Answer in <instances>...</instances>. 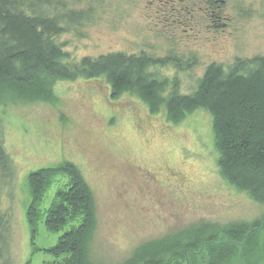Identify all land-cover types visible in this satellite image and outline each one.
<instances>
[{
	"label": "rangeland",
	"instance_id": "rangeland-1",
	"mask_svg": "<svg viewBox=\"0 0 264 264\" xmlns=\"http://www.w3.org/2000/svg\"><path fill=\"white\" fill-rule=\"evenodd\" d=\"M82 2L85 17L92 8L96 13L81 27L83 37H60L73 58L143 48L159 56L196 55L189 69L171 63L149 68L167 82V94H190L207 64L227 65L232 60L228 54H264V45L255 42L228 46L226 53L219 46L171 42L167 34L172 31H163L158 22V0ZM52 96L51 101L5 100L0 107L3 143L12 163L11 193L2 194V205H9L12 215V264L50 262L49 249L63 232L47 230L41 214L57 190L66 187L67 176L57 174L39 203L41 224L30 234L27 175L42 167L73 164L90 188L95 216L86 242L90 264H128L138 247L170 234L203 230L209 235L239 224L252 228L264 220V204L220 175L207 109L171 120L163 109L150 113L138 96L112 97L103 77L56 81ZM257 243L245 257L236 255L225 264H264V231Z\"/></svg>",
	"mask_w": 264,
	"mask_h": 264
},
{
	"label": "trees",
	"instance_id": "trees-1",
	"mask_svg": "<svg viewBox=\"0 0 264 264\" xmlns=\"http://www.w3.org/2000/svg\"><path fill=\"white\" fill-rule=\"evenodd\" d=\"M82 8V0H0V107L5 100L51 101L52 85L59 80L103 77L112 97L138 96L150 113L163 109L171 120L205 108L212 117L220 175L264 204V54L234 57L227 65L210 62L193 92L167 94V82L149 68L171 63L178 70L189 69L197 62L196 55L188 59L174 52L159 56L143 48L73 58L60 37L65 33L83 37L81 27L96 13L92 8L85 17ZM170 37L168 33L167 39L175 43ZM2 127L0 123V264H12V215L10 206L2 205V194L11 193L12 163ZM57 174L67 176L66 187L57 190L41 214L47 230L63 232L49 249L52 260L46 264H90L86 242L95 227L93 197L73 164L42 167L27 175L30 234L41 224L39 203ZM263 231L264 220L252 228L239 224L209 235L203 230L182 231L144 243L128 264H225L258 246Z\"/></svg>",
	"mask_w": 264,
	"mask_h": 264
},
{
	"label": "flooded vegetation",
	"instance_id": "flooded-vegetation-1",
	"mask_svg": "<svg viewBox=\"0 0 264 264\" xmlns=\"http://www.w3.org/2000/svg\"><path fill=\"white\" fill-rule=\"evenodd\" d=\"M158 9V22L178 44L219 46L222 53L243 43L264 45V0H158Z\"/></svg>",
	"mask_w": 264,
	"mask_h": 264
}]
</instances>
